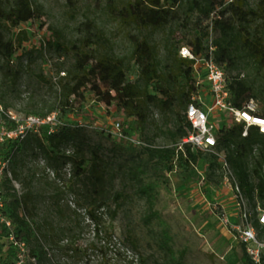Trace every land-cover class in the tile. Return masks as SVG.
<instances>
[{
  "label": "rangeland",
  "instance_id": "rangeland-1",
  "mask_svg": "<svg viewBox=\"0 0 264 264\" xmlns=\"http://www.w3.org/2000/svg\"><path fill=\"white\" fill-rule=\"evenodd\" d=\"M257 1L249 0L250 6ZM0 2L11 10L15 0ZM32 2L42 21L19 28L0 22V43L14 40L22 30L29 34L13 65L7 66L0 57V106L21 118L33 112L43 118L56 115L57 122L41 129L40 138L51 129L57 131L64 120L59 106L66 78L62 73L72 70L78 48L131 65L128 79L136 82L139 69L132 60L136 38L147 40L164 60L166 47L197 34L192 26L186 29L180 23L159 30L138 29L121 19L117 9L122 7L121 0ZM212 33L215 42L219 33ZM51 38L68 51L60 54L45 48ZM240 47L235 50L234 66L226 69L227 76H240L264 88V68H258ZM65 123L79 133L65 144L53 167L29 150L5 173L20 195L35 194L29 206L42 240L51 236L61 246L83 247L84 264H104L106 255L120 264H242L243 248L227 223L237 215L235 180L217 150L184 148L183 154L181 141L167 133L172 128L170 115L151 108L148 125L138 126L92 95L84 112ZM60 188L66 193L60 210L85 227L78 244L68 243L61 235L67 221L56 214L59 208L52 198L58 197ZM9 245L0 227L3 259ZM48 248L53 256L55 252ZM59 260L74 263L71 257ZM6 264L18 262L9 258Z\"/></svg>",
  "mask_w": 264,
  "mask_h": 264
},
{
  "label": "trees",
  "instance_id": "trees-1",
  "mask_svg": "<svg viewBox=\"0 0 264 264\" xmlns=\"http://www.w3.org/2000/svg\"><path fill=\"white\" fill-rule=\"evenodd\" d=\"M121 2L122 7L117 8L121 19L138 29L159 30L170 24L180 23L186 29L192 26L197 34H193L189 40L178 41V45L166 47L164 60L147 40L136 38L132 53V60L139 69L136 82L128 79L131 65L107 55L99 58L78 48L72 70L65 73L66 78L62 79L59 106L64 120L59 129L44 138L30 135L24 141L3 145V148H0V161L10 160V165L16 166L18 156L32 150L35 155L44 158L48 168L53 167L62 157L65 144L79 133V130L66 124L65 120L84 112L89 95L108 108L115 107L117 112L138 126L148 125L151 108L156 109L162 116L170 115L172 128L167 129V133L182 142L193 132L186 113L192 98L199 95L200 86L195 78L194 63L181 58L179 51L185 46L195 55H207V43L213 36L212 31L219 33V39L213 41L216 47L215 61L223 66L225 71L234 66L235 50L239 45L258 68H264V0H258L254 7L250 6L249 0ZM42 19L41 12L34 7L32 0H15L11 10L6 9L0 2V22H7L11 28L40 22ZM27 41L29 34L22 30L14 40L0 43V57L7 66L13 65V57L23 49ZM44 47L53 48L60 54L68 51L63 43L54 41L53 38L47 40ZM227 77L233 106L242 108L249 99H255L261 102L260 115L264 117V88L243 80L240 76ZM33 115L40 114L33 112ZM244 130L243 125L220 128L216 150L224 156L228 171L250 204L249 207L251 206L254 212V226L261 235L264 229L259 224L255 212L259 204L264 209V135L256 128H250L248 136L243 137ZM106 136L110 138V135ZM184 148L193 150L190 146ZM183 149V154H186ZM11 172L16 180V170L13 168ZM53 184L59 188L56 182ZM56 195L57 198L52 197L56 199V206L59 208L56 214L67 221L61 233L63 240L78 244L85 227L75 221L72 215L65 216L60 210L66 198L64 190L60 188ZM3 197V217L11 224V229L1 223L0 227L8 239L13 234L17 242L25 244L29 251V260L24 264H69L59 260L62 257L73 258V264H84L83 247L61 246L51 236H44L45 240H42L41 228L29 206L35 197L34 193L20 195L13 185V180L6 175ZM48 246L55 252L53 256ZM242 250L241 263L254 264L244 248ZM3 255L4 252L0 248V264H6L9 258L17 261L19 253L14 244L10 243L5 252V259ZM108 257L106 255L104 264H120L113 257Z\"/></svg>",
  "mask_w": 264,
  "mask_h": 264
},
{
  "label": "built area",
  "instance_id": "built-area-1",
  "mask_svg": "<svg viewBox=\"0 0 264 264\" xmlns=\"http://www.w3.org/2000/svg\"><path fill=\"white\" fill-rule=\"evenodd\" d=\"M211 39L207 43V55H195L185 46L181 47L179 51L181 58L194 63L195 78L200 86L199 95L192 98L186 113L193 132L181 142V149L184 146H190L193 150H216L219 145L217 133L220 127L243 125L245 127L243 137L248 136L250 128H256L260 134L264 135V117L260 115L261 106L258 101L249 99L242 108L233 106L228 77L224 67L215 61L216 47ZM202 92L205 94L203 95ZM219 116L220 118L217 120ZM0 119V145L24 141L30 135H37L41 129L57 122L56 115L48 118L35 115L21 118L13 112L4 110L2 106H0ZM224 122L226 125L221 126ZM117 128L120 129V125H117ZM55 132L51 129L47 136ZM139 144L141 145V143ZM9 166L10 160L0 161V223L11 229V224L6 222L3 217L5 208L3 184L5 173H9ZM233 193L237 202V215L234 222L227 221V223L235 240L244 248L251 261L254 264H262L264 233L260 235L257 232L253 222L254 212L236 182L233 184ZM255 213L259 224L264 229V209L258 205ZM9 240L18 250V264H24L25 258L29 256L25 244L17 242L13 234L9 236Z\"/></svg>",
  "mask_w": 264,
  "mask_h": 264
}]
</instances>
